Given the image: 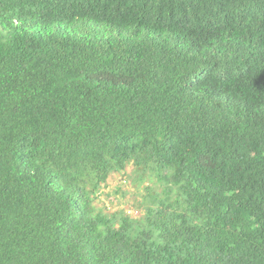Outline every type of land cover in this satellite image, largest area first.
I'll return each mask as SVG.
<instances>
[{
    "label": "trees",
    "instance_id": "1",
    "mask_svg": "<svg viewBox=\"0 0 264 264\" xmlns=\"http://www.w3.org/2000/svg\"><path fill=\"white\" fill-rule=\"evenodd\" d=\"M0 264H264V0H0Z\"/></svg>",
    "mask_w": 264,
    "mask_h": 264
},
{
    "label": "rangeland",
    "instance_id": "2",
    "mask_svg": "<svg viewBox=\"0 0 264 264\" xmlns=\"http://www.w3.org/2000/svg\"><path fill=\"white\" fill-rule=\"evenodd\" d=\"M125 171V174H114L110 178L105 190L107 195H102L99 202L102 201L101 205L104 208H110L111 206L110 209L113 211L122 208L132 213L138 212L141 214V211H143L141 189L149 184L153 185V178L150 173H146L143 182L140 183L133 165L128 166Z\"/></svg>",
    "mask_w": 264,
    "mask_h": 264
}]
</instances>
